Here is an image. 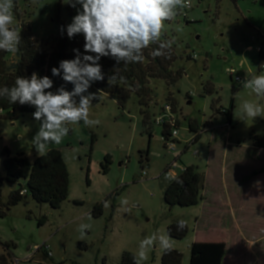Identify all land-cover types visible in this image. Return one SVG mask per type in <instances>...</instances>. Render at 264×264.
<instances>
[{
  "label": "rangeland",
  "instance_id": "374dc122",
  "mask_svg": "<svg viewBox=\"0 0 264 264\" xmlns=\"http://www.w3.org/2000/svg\"><path fill=\"white\" fill-rule=\"evenodd\" d=\"M189 1L186 19L183 8L165 22L161 39L171 38L179 56L172 68L185 71L172 86L162 79L151 81L150 131L135 94L122 109L112 95L103 93L102 101L93 100L90 108V118L98 119V125H69L61 143L48 144L46 152L61 150L70 170L69 196L59 209L37 203L28 194L8 207L10 192L25 181H1L7 173L3 151L24 153L32 161L38 157L33 138L40 121L33 113L0 119V205L7 213L0 218V253L5 243L12 244L10 264H121L125 252L136 254L145 237L168 235V226L181 219L187 221L189 233L171 241L183 254L182 264H193L194 255L197 264H264V149L252 140L253 132L264 134V118L253 120L241 113L245 101L264 107V98L235 81L236 76L264 74V0ZM80 8L67 0H14L12 26L21 24L18 18L30 22L35 37L50 50L62 35L61 22L66 29ZM73 38L82 54H91L84 52L83 34ZM15 59L12 53L9 61ZM207 82L214 84L215 94L205 93ZM97 83L88 93H96ZM216 99L219 109L229 110L234 103L231 124L227 115L212 109ZM167 103L177 119L175 150L166 146L162 126L155 122ZM190 122L199 125L202 136L197 143ZM107 157L109 170L104 172ZM176 160V168L170 169ZM190 165L198 166L204 176V200L191 207H171L164 200L165 189ZM112 193L103 215L94 217V206ZM43 217L47 222L39 226ZM80 224L91 226L83 238ZM163 252L157 243L143 264H162Z\"/></svg>",
  "mask_w": 264,
  "mask_h": 264
},
{
  "label": "clouds",
  "instance_id": "9594fccd",
  "mask_svg": "<svg viewBox=\"0 0 264 264\" xmlns=\"http://www.w3.org/2000/svg\"><path fill=\"white\" fill-rule=\"evenodd\" d=\"M75 8L81 6L72 22L67 25L69 38L83 34L84 52L73 49L76 53L71 60H62L59 67H53V76H61L66 83L74 87L71 91L60 86L55 92L53 80L48 76L39 77L35 72L30 78L18 76L12 87L0 88V97L7 98L10 103L34 106L32 114L40 127L33 138L35 150L41 156L46 152L49 143L59 144L69 133V125H76L83 121L87 127H94L100 123L98 119L90 118L92 101L95 93H88L91 84L103 81L105 74L99 63L102 57H111L118 64L142 63L145 59L143 50L152 44H158L151 55L164 56L165 50H170L173 41H161L165 22L175 19L179 9L188 6L187 0H67ZM14 0H0V50L16 53L19 49L21 35L13 27ZM63 32V28L61 29ZM116 75L108 77V83L116 82ZM125 82L124 77H120ZM243 87L250 89L257 98H264V74L245 79ZM85 93H88L85 95ZM78 97V100H77ZM241 113L246 118H264V107L259 103L245 101L241 105ZM177 182H181L177 178ZM123 205L128 201L123 199ZM105 207L109 202L105 201ZM127 210V209H125ZM88 224H80L81 238ZM187 227V221L177 222V230ZM167 252L172 248L170 235H152L145 237L134 255V264H143L149 259V251L153 246Z\"/></svg>",
  "mask_w": 264,
  "mask_h": 264
},
{
  "label": "trees",
  "instance_id": "16d2710c",
  "mask_svg": "<svg viewBox=\"0 0 264 264\" xmlns=\"http://www.w3.org/2000/svg\"><path fill=\"white\" fill-rule=\"evenodd\" d=\"M188 9L185 7L184 11ZM182 9L178 10V14H181ZM17 13V12H16ZM183 15V13H182ZM186 19L188 16L183 15ZM21 24L16 26L20 32L21 40L18 46V51L15 53L16 59L12 62L9 61V57L12 53L0 50V88L12 87L18 76L30 78L35 72L39 77L48 76L53 80V88L50 91L55 92L60 86H64L66 90L71 91L73 85L66 83L61 76H53L51 69L53 67H59V63L62 60H71L75 58L76 53L73 49H79L80 53H83V49L79 47L74 38L70 39L66 35L65 23L61 22V29L63 28L62 35L55 38V43L51 49L48 50L42 42H40L33 33L32 25L30 22L21 20ZM190 23L189 21H187ZM173 41L169 37L161 39L164 41ZM159 47L158 44H152L148 48L143 50L145 57L142 63H128L121 62L117 65L116 61L111 57H102L100 64L102 71L105 74L103 81H98L96 84V99L94 102L98 103L101 100V95H112L120 108L125 109L129 100L133 94L139 99V105L141 106V114L143 117V123L150 131V123L152 119V113L150 111V103L154 97V91L151 87V81L153 79H162L169 86L175 85L184 74V68L174 70L173 64L177 62L179 56L176 52V45L173 41L170 50H165L164 56L153 57L151 53ZM260 68L264 63V41L260 48ZM116 75L117 79L115 83H108V77ZM125 78V82L120 81V77ZM204 91L208 95L216 93V88L212 82L204 84ZM78 100V97H77ZM220 99H216L212 102V109L217 113L227 115L229 118V124L232 121L233 111L235 109L234 103L229 110L225 108H217ZM35 108L31 105H20L18 102L12 104L7 98L0 97V119L17 120L22 114L34 113ZM177 126V125H176ZM190 131L195 132L196 137L193 143H197L201 139V131L199 125L196 122L189 123ZM209 128V125H206ZM177 128V127H176ZM150 132L149 136L152 137ZM162 135L167 140L171 135L170 124H165L162 127ZM254 146L264 149V134H257L253 132ZM93 141L95 138L93 137ZM186 146V150H188ZM185 150V151H186ZM4 155V167L6 176L1 178V181H7L8 183H17L21 180L25 181V184H20L17 189L10 192L8 207L16 206L24 197L28 194L37 203H47L52 208L59 209L63 202L67 200L70 192V170L65 161L63 153L58 149H51L41 156L36 157L33 161L30 160L24 153L13 156L12 152L6 148L3 151ZM148 159V158H147ZM110 159L107 157L105 163L102 164L104 172H107ZM177 178L181 182H177ZM204 176L199 171L198 166L190 165L185 166L184 170L176 175L166 187L164 192V200L166 204L171 207H191L198 205L204 200ZM26 189L24 195L21 194ZM114 193L110 194L102 202L97 203L94 206L92 215L99 218L104 213L105 201H109L113 197ZM81 205L82 202H76ZM115 210V207H113ZM7 213L2 210L0 205V218H3ZM113 216V215H112ZM47 222V218L43 217L39 221V226L44 225ZM177 222L171 223L168 226L167 232L172 239H184L189 233V226L182 230H177ZM0 244L2 241L0 239ZM5 252L0 253V264H10L11 253L9 252L12 244L5 243ZM162 264H182L183 254L171 248L170 251L163 252ZM135 254L125 252L122 256L121 264H134ZM198 255H194L193 264H197Z\"/></svg>",
  "mask_w": 264,
  "mask_h": 264
},
{
  "label": "built area",
  "instance_id": "2783aa9c",
  "mask_svg": "<svg viewBox=\"0 0 264 264\" xmlns=\"http://www.w3.org/2000/svg\"><path fill=\"white\" fill-rule=\"evenodd\" d=\"M187 4L188 6L186 7L187 9L191 8V2L189 0H187ZM183 15L187 16V13L184 12ZM264 67V63L262 65V68ZM245 79L240 77V76H236L235 77V81L238 82L239 84L243 85V81ZM173 106L170 103H167L163 109L162 112L159 114V117H155V122L160 125V126H164L165 124H170L171 126V133L172 135L166 140V146L171 149V150H175L176 147V136L178 135V129L176 128L177 126V119L175 117V115L173 114ZM177 166V160L171 165L170 169H174ZM184 170V168H182V171ZM26 193V189L23 190L21 192L22 195H24Z\"/></svg>",
  "mask_w": 264,
  "mask_h": 264
},
{
  "label": "crops",
  "instance_id": "0c3cea01",
  "mask_svg": "<svg viewBox=\"0 0 264 264\" xmlns=\"http://www.w3.org/2000/svg\"><path fill=\"white\" fill-rule=\"evenodd\" d=\"M231 124V123H230ZM210 127V126H209Z\"/></svg>",
  "mask_w": 264,
  "mask_h": 264
}]
</instances>
